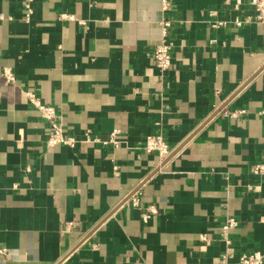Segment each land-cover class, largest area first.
Returning <instances> with one entry per match:
<instances>
[{"label":"crops","instance_id":"0c3cea01","mask_svg":"<svg viewBox=\"0 0 264 264\" xmlns=\"http://www.w3.org/2000/svg\"><path fill=\"white\" fill-rule=\"evenodd\" d=\"M24 4L0 0V264H235L263 252L264 184L252 167L264 162V24L254 7L36 0L27 19ZM165 22L173 60L161 73L152 54ZM26 92L56 109L74 146H47ZM113 131L117 146L105 144ZM158 134L173 149L163 163L142 149ZM230 217L239 226L227 252Z\"/></svg>","mask_w":264,"mask_h":264},{"label":"built area","instance_id":"2783aa9c","mask_svg":"<svg viewBox=\"0 0 264 264\" xmlns=\"http://www.w3.org/2000/svg\"><path fill=\"white\" fill-rule=\"evenodd\" d=\"M36 0H25L24 7L26 9V18L29 19L32 14H34V3ZM235 5L238 7L241 4L248 3L254 7L256 11L255 21L260 24H264V0H235ZM0 18H2L0 16ZM249 21V19L247 20ZM243 21L236 19L235 25L241 26ZM169 24L167 22L162 24L163 28V37L161 43L153 51L152 57L155 63L156 68L161 72L165 73L171 69L172 65V50L173 43L167 41V28ZM216 25H214L215 27ZM217 27V26H216ZM4 77L6 78L7 83L14 84L16 82V77L10 70H4ZM27 100L37 111L39 116L47 122L49 126V136L47 140L48 147H55L58 145H68L74 146L76 141L68 137L65 133V127L62 122L61 117L57 114L56 109L53 106L46 105L41 102V100L36 96V94L31 92H26ZM245 111H240L234 113L231 116L237 117L244 114ZM118 131H113L110 135L109 141H106L105 144L109 145H118L117 141ZM142 149L145 153L155 154L161 163H163L172 153L173 149L166 142L165 137L161 134L150 135L145 138V141L142 145ZM252 173L259 177L260 183L264 184V162H260L252 167ZM253 186L248 185V190H252ZM132 203L134 206L138 207L140 205V200L138 195L132 196ZM156 214V210L153 207L146 209L142 214V217L145 221L148 219V215ZM239 226L237 219L230 217L226 219L224 225L222 226V242L226 245V251L231 252V240L229 238L230 232ZM0 254L8 255L9 251L0 250ZM58 264H67V257L61 259ZM235 264H264V251H255L252 253H244L238 256V259Z\"/></svg>","mask_w":264,"mask_h":264}]
</instances>
